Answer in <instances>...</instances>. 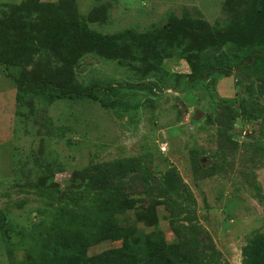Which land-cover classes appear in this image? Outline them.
I'll return each mask as SVG.
<instances>
[{
  "label": "rangeland",
  "instance_id": "obj_1",
  "mask_svg": "<svg viewBox=\"0 0 264 264\" xmlns=\"http://www.w3.org/2000/svg\"><path fill=\"white\" fill-rule=\"evenodd\" d=\"M255 10L262 30L256 0H0L4 51L16 39L45 40L0 66V264H27L28 231L62 205L86 223L109 210L122 233L157 234L202 264H242L248 239L264 234V73L239 71L229 43L198 39L187 51L157 31L185 19L200 38L247 25ZM59 30L114 36L118 55L62 56ZM201 51L219 54L220 65L191 84L186 57ZM7 73L95 82L98 97L22 90Z\"/></svg>",
  "mask_w": 264,
  "mask_h": 264
},
{
  "label": "trees",
  "instance_id": "obj_2",
  "mask_svg": "<svg viewBox=\"0 0 264 264\" xmlns=\"http://www.w3.org/2000/svg\"><path fill=\"white\" fill-rule=\"evenodd\" d=\"M256 1L258 10H261L264 0ZM257 13L258 11L255 10L251 22L245 26L231 25L229 28L215 33L203 32L200 38L199 32H194V29L191 31L190 27H186L184 23L187 20L177 18L170 22L167 29H161L157 33L159 36L168 32L173 33L177 40L186 42L187 51L192 48L191 43L198 39H201L205 45L207 44L206 46H209L208 43L213 40H218L219 44L229 43L230 51L233 52L232 47L238 50L235 58L239 71L247 68L254 72L264 73V28L259 30L257 23L254 22L259 16ZM74 24H77V21ZM59 31L60 54L62 56L70 54L71 58L78 57L81 53L91 50L114 54L113 56L118 55V53H113L114 36L87 32L85 39H82L69 30L65 33L63 30ZM42 41L45 40L40 36H36L34 39L25 37L10 43L7 51L0 47V66L7 71L6 62L28 56ZM212 51L214 50L212 49ZM212 51H201V53L186 57L191 67L188 77L191 84L206 80L217 71L220 65L217 62L219 59L221 61V57ZM226 71L227 66L223 63L221 72ZM7 75L19 89L38 88L46 96L68 99L98 97L94 93V88L98 86L95 82L85 87H68L58 84L48 77L37 80L33 78L17 79L10 73ZM82 216L73 208L63 205L56 206L48 224L31 227L27 233L29 241L25 253L27 264H202L194 253H186L179 243H168L157 234H148L141 240L135 238L133 233H122L109 210L94 214L88 223L83 221ZM118 239L122 241L120 246L110 247L94 254L88 253V248L94 243ZM242 254V264H264V234L257 233L250 237Z\"/></svg>",
  "mask_w": 264,
  "mask_h": 264
},
{
  "label": "water",
  "instance_id": "obj_3",
  "mask_svg": "<svg viewBox=\"0 0 264 264\" xmlns=\"http://www.w3.org/2000/svg\"><path fill=\"white\" fill-rule=\"evenodd\" d=\"M92 60L90 58H85L84 60H82L81 62H79L76 66V70L79 69L81 66L86 65L88 63H91Z\"/></svg>",
  "mask_w": 264,
  "mask_h": 264
}]
</instances>
